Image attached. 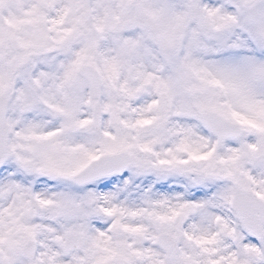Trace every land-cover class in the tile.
<instances>
[{"label": "snow or ice", "instance_id": "1", "mask_svg": "<svg viewBox=\"0 0 264 264\" xmlns=\"http://www.w3.org/2000/svg\"><path fill=\"white\" fill-rule=\"evenodd\" d=\"M0 264H264V0H0Z\"/></svg>", "mask_w": 264, "mask_h": 264}]
</instances>
